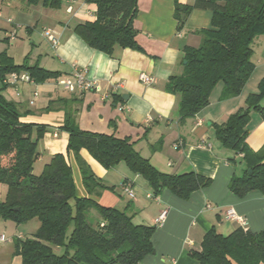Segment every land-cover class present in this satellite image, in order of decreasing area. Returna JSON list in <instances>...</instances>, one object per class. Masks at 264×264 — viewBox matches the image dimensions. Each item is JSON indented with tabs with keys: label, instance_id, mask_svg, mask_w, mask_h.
Returning <instances> with one entry per match:
<instances>
[{
	"label": "crops",
	"instance_id": "crops-1",
	"mask_svg": "<svg viewBox=\"0 0 264 264\" xmlns=\"http://www.w3.org/2000/svg\"><path fill=\"white\" fill-rule=\"evenodd\" d=\"M60 1L59 9H49L27 6L24 0H0V31L15 33L16 37L18 31L24 30L28 40L31 39L29 45L33 46V31L43 22L41 29H50L57 40L55 47L48 42L50 49L46 48L34 60L28 57L30 66L65 75L76 64L86 68L87 77L98 83L95 90L82 95L67 93L53 81L7 87L3 94L9 96L5 97L17 102L25 112L21 122L46 126L37 144L34 166L39 163L41 172L53 155L63 154L71 166L75 196L89 197L73 156L66 152L68 133L61 129L65 112L58 101L78 99L76 123L80 129L129 139L140 156L161 173L193 172L210 180L209 186L192 192L187 199L168 189L153 196L146 181L124 165L107 170L86 150L80 151L95 177L107 187L99 196L90 198L102 207L126 211L136 225L155 227L151 238L153 252L137 264H199L191 253L201 251L203 238L210 229L223 236L237 229L253 234L263 231L264 195L250 192L239 198L230 193L228 185L234 176L241 175L243 165L230 161L233 154L217 142L213 126L223 124L230 115L245 108L247 98L258 93L259 83L264 80V35L255 41L251 56L253 72L240 94L223 97V87L217 84L208 104L195 116L181 120L178 97L167 90L168 79L182 72L185 48L199 46L198 31L211 27V11L192 9L179 28L174 18L175 1L192 6L194 0H137L134 27L140 49L115 46L109 55L89 47L74 32L77 25L95 20L96 6L86 0H74L71 4L69 0ZM68 5L71 12L67 11ZM5 41L9 43L8 37ZM4 51L17 64L9 50ZM25 54L22 62L28 56ZM140 74L151 77L153 83L142 84ZM34 91L38 92L36 99ZM247 130L248 147L259 151L264 146V118L258 112H250ZM123 185L132 189L135 199L126 195ZM230 209L241 222L227 217ZM163 211L165 219L158 224ZM92 214L98 217L93 211ZM6 243L0 244L6 245L0 250V259L2 255H11L8 264H22L20 257L12 256L13 249H8Z\"/></svg>",
	"mask_w": 264,
	"mask_h": 264
},
{
	"label": "trees",
	"instance_id": "trees-1",
	"mask_svg": "<svg viewBox=\"0 0 264 264\" xmlns=\"http://www.w3.org/2000/svg\"><path fill=\"white\" fill-rule=\"evenodd\" d=\"M24 2L49 9L61 5L60 0ZM86 2L96 6L95 20L77 25L74 32L89 47L109 55L115 46L140 49L134 27L137 0ZM195 8L211 11V27L198 31L199 46L185 48L182 72L172 75L167 84V90L178 97L181 120L203 109L217 84L223 87V97L240 94L253 72L255 41L264 35V0H194L192 6L175 1L174 18L179 28ZM27 59L17 65L6 51L0 53V183L7 186L6 198L0 202V220L19 224L37 219L40 224L33 238L14 241L13 255L20 257L22 264L139 263L153 252L155 227L136 225L126 211L102 207L90 198L107 187L95 177L80 151L86 150L107 170L124 165L146 181L153 196L168 189L187 199L192 192L209 186L210 180L193 172L161 173L140 156L129 139L80 129L76 123L78 99L58 101L65 112L61 129L68 133L66 152L73 156L89 197L75 196L71 166L63 154L53 155L40 174H33L37 144L46 126L21 122L25 112L3 94L9 87L4 80L10 73L26 72L35 84H43L62 74L30 66ZM262 100L264 80L259 83L258 93L247 98L245 108L213 126L217 142L233 154L230 161L243 165L241 175L234 176L228 185L230 193L239 198L250 192L264 195V146L254 152L246 143L250 112L256 111L264 118ZM238 156L241 158L237 160ZM53 248H62L63 252L56 254ZM191 257L199 264H264V230L253 234L237 229L223 236L210 229L201 251L191 253Z\"/></svg>",
	"mask_w": 264,
	"mask_h": 264
},
{
	"label": "rangeland",
	"instance_id": "rangeland-1",
	"mask_svg": "<svg viewBox=\"0 0 264 264\" xmlns=\"http://www.w3.org/2000/svg\"><path fill=\"white\" fill-rule=\"evenodd\" d=\"M42 27L43 22H39L36 29L33 31V40L35 42V45L33 46L29 45L31 39L28 40V34L24 30L18 31L14 40H9L8 44L5 41V39L8 37V34H6L4 31H0V52L4 50H9L8 53L14 58L17 64L22 63V59L26 55L25 53H28V57L34 60L36 56L44 52L46 48L50 49V45L46 37H44L43 35V30L41 29ZM12 31L13 30H11V32ZM5 96H7L8 98L9 95L6 94ZM33 174H40L39 163L34 166ZM6 194L7 186L5 184L0 183V202H3L5 200ZM71 204L73 203L71 202ZM39 225L40 224L37 219H33L28 222L19 224L11 220H0V234H3L5 237H7L6 244H8V249L12 248L14 251V241L17 239V237L20 236L21 240L33 238L34 234L39 229ZM5 246V244L3 246H0V250ZM53 250L56 254H61L63 252L62 248H53ZM2 256L3 257L0 259V264H8L12 258L11 255L9 257L5 255ZM12 256L15 257L13 254Z\"/></svg>",
	"mask_w": 264,
	"mask_h": 264
},
{
	"label": "built area",
	"instance_id": "built-area-1",
	"mask_svg": "<svg viewBox=\"0 0 264 264\" xmlns=\"http://www.w3.org/2000/svg\"><path fill=\"white\" fill-rule=\"evenodd\" d=\"M74 0H69L68 2L71 4ZM72 8L70 5L67 7V11L71 12ZM43 35L46 37L47 41L55 47L57 44V40L50 29H43ZM15 38V33L9 34L8 39L13 40ZM139 81L144 85H151L153 83V79L145 74H140ZM4 83L8 84L9 86L17 87L18 84H35V82L32 80V78L29 76L26 72H13L10 73L6 79L4 80ZM53 83L58 88L62 89L63 91L70 93V94H77L82 95L86 92H90L96 89L97 87V81L90 79L87 77V69L77 66L76 64H73L71 66V70L68 74L61 75L55 80H53ZM38 97V92H33V98ZM176 147V146H175ZM123 191L126 193V195L131 198L135 199V195L132 191V189L127 186L123 185ZM148 198H152V195H148ZM227 217L231 220H235L238 222H241L240 218L235 214V212L230 209L227 211ZM166 216V211H163L160 213L157 223L161 224ZM7 241L6 237L3 234H0V244H3Z\"/></svg>",
	"mask_w": 264,
	"mask_h": 264
},
{
	"label": "water",
	"instance_id": "water-1",
	"mask_svg": "<svg viewBox=\"0 0 264 264\" xmlns=\"http://www.w3.org/2000/svg\"><path fill=\"white\" fill-rule=\"evenodd\" d=\"M184 64H185V62H184Z\"/></svg>",
	"mask_w": 264,
	"mask_h": 264
}]
</instances>
